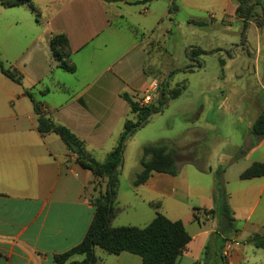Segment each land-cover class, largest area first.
I'll use <instances>...</instances> for the list:
<instances>
[{
  "label": "crops",
  "instance_id": "1",
  "mask_svg": "<svg viewBox=\"0 0 264 264\" xmlns=\"http://www.w3.org/2000/svg\"><path fill=\"white\" fill-rule=\"evenodd\" d=\"M31 1L37 20L31 11L30 15L11 11L0 22L1 62L21 75L18 84L0 72V264H56L54 254L71 249L83 239L95 212L90 199L103 192L107 183L105 177H94L81 167L58 135L39 134L37 114L24 91L29 90L42 112L67 127L84 142L87 152L103 161L116 145L129 113L135 115L121 94L135 100L134 95L142 94L151 80L156 79L158 86L160 82L148 65L154 50L147 39L152 31L139 38L134 27L114 25L112 14L124 17L118 4H145L139 11L154 23L171 14L170 4L176 0ZM178 1L184 7L206 13L213 26L232 20L242 24L235 16L232 0ZM44 11L47 17L40 23ZM216 12H220L219 23ZM137 26L146 27L143 22ZM248 27L256 32L260 28L253 22ZM56 33L67 38L74 72L59 68L51 54L49 39ZM219 36L227 41L226 36ZM256 38L259 44L260 35ZM252 42L248 36L235 47L229 42L234 56L217 44L207 43L208 50L201 44L188 46L205 51V55L218 61L216 85L208 91L209 100L219 98L221 93L223 99L219 103L225 101L227 84L237 88V98L222 115L235 117L236 124L243 127L242 137L225 134L216 124L194 122L189 145L201 142L215 148L211 158L204 159L197 158L187 144H180L181 135L175 137L169 129L170 135L162 136L161 128L158 142L148 144L176 149L177 173L153 171L142 184L134 186L140 166L124 182L118 180L110 226L145 227L156 216L152 204L157 203V210L171 221L180 220L190 236L178 264H264V248L250 241L254 235H264V176L239 178L252 163H264V137H254L250 132L253 122L264 113V72L261 77L259 49L254 50ZM238 52L245 53L247 60H234ZM205 55L199 56L202 67L196 69H204ZM189 65L195 63L188 58L183 69ZM227 69L232 70L229 75ZM251 72L256 84L248 80ZM170 81L165 80L167 89H172ZM197 89L210 88L201 82ZM36 92L41 99L35 97ZM159 96L157 88L151 103L157 102ZM156 114L163 116L162 111ZM218 155L221 160L216 158ZM224 202L232 210L234 231H227L220 215ZM210 210L214 212L209 213ZM107 254L101 255L96 264H141V257L136 254ZM81 258L75 255L71 260Z\"/></svg>",
  "mask_w": 264,
  "mask_h": 264
},
{
  "label": "trees",
  "instance_id": "2",
  "mask_svg": "<svg viewBox=\"0 0 264 264\" xmlns=\"http://www.w3.org/2000/svg\"><path fill=\"white\" fill-rule=\"evenodd\" d=\"M149 1L151 0H141L135 3H146ZM232 1L236 5L235 16L242 22L243 28H246L251 22L258 27L262 26L264 23V0ZM0 5L4 8L25 5L35 15V19H38L37 10L31 0H0ZM176 10L177 6L172 2L169 11L173 12ZM198 23L200 24L201 22L198 21ZM49 47L58 67L66 72H74L75 66L70 60L71 52L66 36L62 33L51 35ZM186 54L189 60L194 61L195 65L186 66L183 70L191 71L202 67V61L199 60V56L207 53L198 48L189 47L186 50ZM0 72L15 83H21V75L5 68L1 60ZM184 88V84H181L172 89H167V84L164 81L157 106L152 103L140 106L138 101L133 100L126 93H122L121 96L128 102L131 112L136 116V120L125 121L123 132L116 145L103 161H98L87 152L84 142L67 127L55 123L50 114L42 112L41 107L29 90L24 91L33 105L35 114H37V131L39 134L54 133L58 135L67 150L75 155V161L81 167L89 170L94 177H105L107 179L105 190L98 192L96 196L90 199L91 204L95 206V212L83 239L71 249L60 254H54L53 260L56 264H96V247L111 254H118L123 251L136 254L141 257V264H178V258L190 241V236L180 220L171 221L160 213L157 210V203L152 204L157 211L156 216L145 227H111L110 220L113 215V203L118 183L117 172L122 164V151L126 137L136 128L141 127L147 118L159 112L162 108L161 106L168 102L169 99H174L181 95ZM250 132L254 137H264V113L260 114L253 122ZM177 153L176 149L168 148L163 144L143 145L139 159L141 170L136 174L133 185L142 184L153 171L176 174L178 167L175 156ZM260 176H264V163L254 162L240 173L239 178L251 179ZM208 212L213 213L214 211L210 210ZM220 215L227 231H234L235 219L232 210L225 202L221 205ZM250 241L254 246L264 248V235H254ZM75 255H79L82 258L80 260H71V257Z\"/></svg>",
  "mask_w": 264,
  "mask_h": 264
},
{
  "label": "rangeland",
  "instance_id": "3",
  "mask_svg": "<svg viewBox=\"0 0 264 264\" xmlns=\"http://www.w3.org/2000/svg\"><path fill=\"white\" fill-rule=\"evenodd\" d=\"M161 1L162 3H166L168 0ZM175 5L178 6L177 10L171 12L170 15L165 14L161 19H158L156 22L159 23L155 29L153 28L156 26V22L153 23V21L148 18V15L142 14L139 11L145 4H129L127 6L118 4V11L125 12L124 17H117L115 14H112L111 17L114 25L123 28L134 27V31L139 38L146 37V35L152 31L151 36L147 39L151 43V49L154 50L151 52L148 65L154 70L155 76L160 80L158 86L159 92L163 88L165 80H171L170 85L172 88L181 84L185 86L181 95L177 98L169 99L164 106H161L162 108L159 112L162 111L163 116L161 114H156L154 118H151V120L149 119V122L146 120L148 123L145 121L141 127L136 128L126 137L122 151V164L117 172V179L119 180L121 178V182H124V178L129 177L136 168H140V144L144 145L148 144V142H158L160 138L158 134L161 128L163 129L160 132L162 136H169L170 132L167 131L169 129H172L175 137L177 135L180 137L181 135L180 144H187L188 149H190L192 153H195L197 158L203 157L204 159L206 157L210 159V154H214L213 150H215V148L213 146L205 147L201 142L197 143V145H189L193 138L192 129L190 127L194 122L202 125L208 123L212 125L216 124L223 128L225 134H231L235 136L236 139L242 137L243 127L236 124L234 120L235 117L231 115H222L223 111L230 108L232 100L237 98L234 95L237 88L234 87V84H227L224 92L228 93V96L225 101L219 103V101L223 99L221 93L218 95L219 98L214 96V100H209L210 96L208 91H211L216 85L215 78L218 74V61L214 56L205 55L203 57L204 69L199 70L195 68L191 72L184 71L183 67L188 62L186 50L190 44H201L203 45L202 48H206L207 50L210 48L208 47L210 43L213 45L217 44L227 48L228 53L234 56L235 53L231 51L230 43L235 47L243 42L245 36L253 38L252 43L254 50L256 48L259 49V71L261 77L263 76L264 25L259 28L258 32L254 31L253 28L248 30V26L243 30L242 24L237 20L220 24V26H213L212 20L208 18L206 13L197 12L184 7L178 0L175 1ZM11 11H24L27 15H30V9L25 5L15 8V10L4 8L0 5V22L6 20L7 14ZM46 14L47 11L40 14V23L45 21L47 17ZM20 15L22 14L20 13ZM194 16L201 19H196ZM216 16L217 22L219 23L221 20L220 12H216ZM31 18L33 19L34 16H31ZM197 20H201L199 21L201 23L199 24ZM141 22L145 24V28L137 26V23ZM247 30L248 32H246ZM258 34L260 35V38H258L259 44H256V37ZM219 35L226 36L225 38L227 41H224V37ZM223 54L226 57L227 53ZM226 59H228V57H226ZM234 60L237 62L245 61L247 60L246 54L238 52ZM3 64L5 68L11 69L6 63L3 62ZM231 71L232 70L227 69L226 74L229 75ZM170 73L172 74L170 75ZM248 80L251 84H256L252 72L248 74ZM201 82H206L210 89H203L204 91L198 90L197 85ZM141 96L142 94L134 95V98L136 101H139ZM35 97H40L39 99H41V95L38 92L35 93ZM153 105L157 106L158 102L155 101ZM127 118L132 121L136 120V116L130 113ZM173 133L171 135H173ZM220 141L228 143V140L223 138H220ZM137 154L139 159L137 158ZM99 157L100 155H97V158ZM185 157L187 158L188 156ZM216 158L221 160V155H218ZM101 255L108 256L107 253L96 247L95 256L96 261L98 260L97 262H99L98 258Z\"/></svg>",
  "mask_w": 264,
  "mask_h": 264
},
{
  "label": "built area",
  "instance_id": "4",
  "mask_svg": "<svg viewBox=\"0 0 264 264\" xmlns=\"http://www.w3.org/2000/svg\"><path fill=\"white\" fill-rule=\"evenodd\" d=\"M158 88V81L156 79L151 80L142 90V96L138 101L140 106L150 104L153 100V94ZM226 254V252H224Z\"/></svg>",
  "mask_w": 264,
  "mask_h": 264
}]
</instances>
